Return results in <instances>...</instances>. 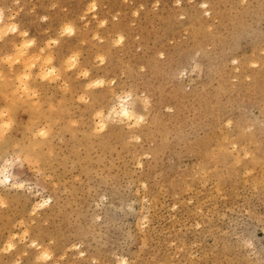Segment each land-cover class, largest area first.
Returning <instances> with one entry per match:
<instances>
[{
  "label": "rangeland",
  "instance_id": "1",
  "mask_svg": "<svg viewBox=\"0 0 264 264\" xmlns=\"http://www.w3.org/2000/svg\"><path fill=\"white\" fill-rule=\"evenodd\" d=\"M0 264H264V0H0Z\"/></svg>",
  "mask_w": 264,
  "mask_h": 264
},
{
  "label": "bare ground",
  "instance_id": "2",
  "mask_svg": "<svg viewBox=\"0 0 264 264\" xmlns=\"http://www.w3.org/2000/svg\"><path fill=\"white\" fill-rule=\"evenodd\" d=\"M125 98H126V97H125ZM127 98H128V97H127ZM119 102H120V101H119ZM113 107H114V106H113ZM112 109H113V108H112ZM109 111L111 112V109H110ZM108 114H110V113H108ZM108 114H107V116H108V118H109L110 115H108ZM111 116L113 117V121H114L115 118H117V119H121V118H129L130 116H132V112H131V110H130V108H129V104H128L126 101H124V99L122 98L121 103L119 104V108L114 109V110L112 111ZM109 119H110V118H109ZM103 125H104V124H103V122H102V123H101V126L104 127ZM5 170H6V169L3 170V178H4V180L6 181V180L9 179V177L7 176Z\"/></svg>",
  "mask_w": 264,
  "mask_h": 264
}]
</instances>
